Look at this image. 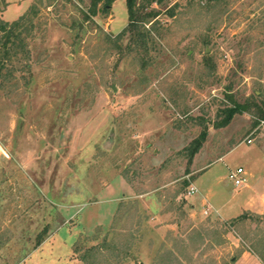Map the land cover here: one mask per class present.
I'll return each instance as SVG.
<instances>
[{
    "label": "rangeland",
    "instance_id": "obj_1",
    "mask_svg": "<svg viewBox=\"0 0 264 264\" xmlns=\"http://www.w3.org/2000/svg\"><path fill=\"white\" fill-rule=\"evenodd\" d=\"M92 1L0 0L32 26L0 85V264H264V120L215 125L264 100V0L152 3L149 60L114 42L126 0Z\"/></svg>",
    "mask_w": 264,
    "mask_h": 264
},
{
    "label": "trees",
    "instance_id": "obj_2",
    "mask_svg": "<svg viewBox=\"0 0 264 264\" xmlns=\"http://www.w3.org/2000/svg\"><path fill=\"white\" fill-rule=\"evenodd\" d=\"M104 1V8L111 7L116 0H93L91 5V14H97L98 5L100 2ZM162 0H147V2H141L139 0H126L128 11H129V23L126 28L117 35L114 42L117 44L119 48L123 47V40L125 37L129 36L130 43H128L127 54L129 53H138L140 58H143L141 55L143 54L144 59L149 60V47L148 44L151 40L153 42L152 32L154 31V19L159 15V11L155 8H151L152 3L158 2ZM217 1V0H216ZM171 16H173L174 10L170 11ZM88 16V15H87ZM29 17H22L13 23H6L0 20V31L3 32L2 40L0 41V85L2 86L3 82L8 79V76L14 74V71L8 67V63L18 56L20 53L25 54V56L29 54L26 41L25 34L31 29L27 21ZM148 23H152V27H146ZM29 25V26H28ZM143 51V52H142ZM140 54V55H139ZM149 55V56H148ZM146 62V61H144ZM147 63V62H146ZM258 95H254L253 98L248 99L246 102L241 103L233 98L230 95L232 100V105L226 107L224 112V117L217 121L215 125L217 127L226 126L231 122L233 117L237 113L249 112L253 115H256L258 124L261 120H264V100H259ZM204 129L200 133V135L194 138L190 144L185 147L184 152L187 154L188 161L192 162L195 155L199 152L201 147L203 146L207 134H208V126L203 122ZM188 172H190L188 170ZM185 184H189V182L185 181ZM249 215L243 213L237 219H247ZM236 219V220H237ZM95 251V250H94ZM258 255L264 260V255L260 252H257ZM89 257H82V260L87 264H93ZM175 263L172 264H184L182 260L175 255L174 258Z\"/></svg>",
    "mask_w": 264,
    "mask_h": 264
},
{
    "label": "built area",
    "instance_id": "obj_3",
    "mask_svg": "<svg viewBox=\"0 0 264 264\" xmlns=\"http://www.w3.org/2000/svg\"><path fill=\"white\" fill-rule=\"evenodd\" d=\"M230 178L234 181L237 186L245 185L248 178L247 172L243 166H239L236 170L230 172ZM196 192L195 187H190L189 193L193 194Z\"/></svg>",
    "mask_w": 264,
    "mask_h": 264
},
{
    "label": "crops",
    "instance_id": "obj_4",
    "mask_svg": "<svg viewBox=\"0 0 264 264\" xmlns=\"http://www.w3.org/2000/svg\"><path fill=\"white\" fill-rule=\"evenodd\" d=\"M259 202H262V200H260ZM258 206H259V205H258ZM256 210H257V209H256ZM256 210H255V211H256ZM250 260H251V259H250ZM255 260H256V259H255ZM252 263H253V262H252ZM252 263H251V264H252ZM254 264H263V263H261V261H259V259H258V261H257V262H254Z\"/></svg>",
    "mask_w": 264,
    "mask_h": 264
},
{
    "label": "water",
    "instance_id": "obj_5",
    "mask_svg": "<svg viewBox=\"0 0 264 264\" xmlns=\"http://www.w3.org/2000/svg\"><path fill=\"white\" fill-rule=\"evenodd\" d=\"M116 89V88H115Z\"/></svg>",
    "mask_w": 264,
    "mask_h": 264
}]
</instances>
